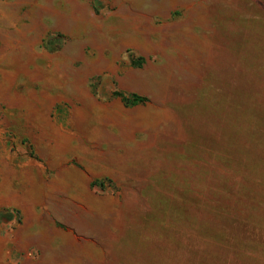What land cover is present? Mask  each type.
I'll list each match as a JSON object with an SVG mask.
<instances>
[{
	"label": "rangeland",
	"instance_id": "obj_1",
	"mask_svg": "<svg viewBox=\"0 0 264 264\" xmlns=\"http://www.w3.org/2000/svg\"><path fill=\"white\" fill-rule=\"evenodd\" d=\"M0 155V264H264V0H0Z\"/></svg>",
	"mask_w": 264,
	"mask_h": 264
},
{
	"label": "trees",
	"instance_id": "obj_2",
	"mask_svg": "<svg viewBox=\"0 0 264 264\" xmlns=\"http://www.w3.org/2000/svg\"><path fill=\"white\" fill-rule=\"evenodd\" d=\"M113 95L120 97L129 106L145 102V98L137 94L124 95L119 92H114Z\"/></svg>",
	"mask_w": 264,
	"mask_h": 264
},
{
	"label": "crops",
	"instance_id": "obj_3",
	"mask_svg": "<svg viewBox=\"0 0 264 264\" xmlns=\"http://www.w3.org/2000/svg\"><path fill=\"white\" fill-rule=\"evenodd\" d=\"M5 162H6L5 158L2 155H0V163L5 165ZM14 196L15 197L17 196L16 193H15ZM10 200H12L11 194L10 193H6V192L3 193L2 195H0V206L5 204V202L10 201Z\"/></svg>",
	"mask_w": 264,
	"mask_h": 264
}]
</instances>
